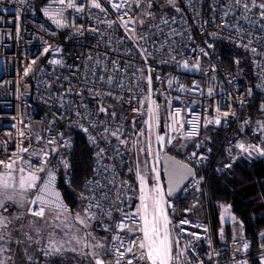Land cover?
<instances>
[{
	"label": "built area",
	"instance_id": "obj_1",
	"mask_svg": "<svg viewBox=\"0 0 264 264\" xmlns=\"http://www.w3.org/2000/svg\"><path fill=\"white\" fill-rule=\"evenodd\" d=\"M99 2L103 11L92 7L91 0H75L76 6L83 8L77 12L67 7V0L64 5L57 0H0V161L13 164L12 169L0 164V174L11 172L14 187L18 189L20 169H35L43 164L45 171L41 172V178L46 179L47 169H55L54 187L60 192L59 174L69 169L64 168L62 159H66L71 165L70 155L74 146L66 130H79L88 139V133L79 128L77 122L88 127L89 133L97 136L99 146L93 144L97 152L99 148L106 150L102 163L114 166L116 173L113 185L110 183L113 178L111 171H96V159L89 175L83 180L79 193V198L81 194L85 197L92 196L93 192L86 190L85 183L91 181L95 185L99 181L100 190L95 196L99 199L107 194L108 201L101 203L105 210L115 209L110 217L101 216L90 223L96 231L106 236L104 254L98 257L105 264H116L117 259L120 264H127L129 259L133 260V264H145L134 258L133 253L125 252L123 257H118L114 249L120 247V243L113 239L119 233L124 238L125 248L131 240L142 239V234L138 231H120L116 227L123 214L135 212L139 205V182L136 177L137 165L140 166L138 147L140 144L143 146L145 158L159 172V183L165 191L166 201L171 199L167 195L161 157L168 149H182L178 146V141L199 142L203 131L209 126L224 129L234 126L240 132H236L235 136L225 142L221 165L223 168H229L226 165L232 166L242 153L236 145L241 142L245 145L251 143L246 131H250V135L264 132L257 131L258 125L264 123V117L251 120L242 112L249 100L246 84L248 75H251L260 95L259 109L264 114V108L261 107L264 105V87H258L264 85V29L261 27L264 25V17H260L258 7H251L249 3L250 11L247 15L251 20L257 21L255 25L249 24L247 20L239 18L241 9L235 8L230 0H176L180 12L167 0H151V7L150 0H142L139 5L137 0H128V4L119 9H114L112 3H119L120 0ZM262 2L264 0H256L257 5ZM230 8L234 10L229 11ZM61 11L62 15H56ZM225 11H229V15L225 16ZM124 13H127L125 19L132 17L136 21L129 27L134 28L138 36H150V39L146 42L139 41V44L130 40L120 24V17ZM147 13H152V16ZM162 17L169 20L168 25L160 23ZM173 17L176 23L171 22ZM55 20H61L64 26H58ZM106 21L115 23L109 27ZM229 24L234 26L227 27ZM155 25H159V28L154 27ZM172 29L177 34L169 35ZM144 47L153 53L147 61L141 55ZM170 47L174 50L170 51ZM45 48L48 52L44 51ZM252 49L256 51L253 52ZM173 56L176 57L175 61L172 60ZM53 60H60L62 63H51ZM113 60L119 62L121 69L115 74V87L100 81L101 76L107 80L112 73ZM185 60L189 63L188 69L178 66ZM197 60L199 68L193 69L191 65ZM126 65L131 67L126 69ZM141 71L145 78L151 75V100L160 106L159 126L154 125L151 134L144 123L149 119L147 80H137L132 75L136 73L139 77ZM157 76L160 80L156 79ZM121 80L125 85L123 90L119 86ZM169 80H173L171 87ZM137 83L139 88L133 87ZM90 88L94 91H110L112 95L104 96L103 99L122 104L134 120H125L118 115L113 118L109 112L107 115L100 113L96 117L97 127L92 128L88 119L83 118L86 110L81 107L83 102L93 116L98 112V106L94 111L95 106L91 104L98 98L89 95ZM129 88L132 90L129 91ZM209 88L213 90L211 95ZM69 102L72 104L71 110ZM104 106L108 108L107 105ZM176 109H180L176 125L179 130L173 131L169 126L173 123L171 117ZM77 112L80 113L79 116ZM224 112H229V115L223 116ZM233 112L234 116L231 114ZM218 115L221 120L219 125L207 123ZM105 120L106 124L98 123ZM188 121L198 126V133L185 138L184 133L193 126ZM35 123L40 124L36 133L33 131ZM181 123L182 129L179 128ZM105 127L112 130L119 127L123 133L121 139L129 141L127 146L133 163V184L123 177L125 145L120 144L115 137H111L109 141L99 139V134L104 132ZM142 129L145 133L143 136L139 135ZM157 134L166 138L174 136L175 139L170 145L165 142V146L161 148L155 139ZM33 137L36 140L37 137L42 139L34 142ZM51 138L55 139L54 144L49 143ZM66 141H70V145L65 146ZM149 143L152 155L147 152ZM53 147L57 149L56 152L51 151ZM42 149L49 152L46 164L42 154L37 155ZM192 153H196V156L193 157ZM183 157L182 161L193 168L195 175L184 185L181 195L204 192L206 176L202 168L210 160L209 154L197 147L185 151ZM146 164L148 168L149 164ZM149 175L148 185L151 187L155 183L152 169L148 171ZM124 182H127L130 190H122ZM34 192L28 197L29 200L33 198ZM80 200L84 209L89 201ZM126 223L132 228H138L142 221L134 217ZM105 225L108 227L105 228ZM181 229L184 231L181 232ZM172 238L174 253L178 250L175 241L179 239V249L183 250V264H237L240 261L251 264V240L234 237L226 242L216 243L208 218L197 221L181 216L176 227L172 226ZM245 243L249 245L247 250L244 249ZM187 245L190 247H185ZM125 248L120 250L125 251ZM261 264H264V258Z\"/></svg>",
	"mask_w": 264,
	"mask_h": 264
},
{
	"label": "snow or ice",
	"instance_id": "obj_2",
	"mask_svg": "<svg viewBox=\"0 0 264 264\" xmlns=\"http://www.w3.org/2000/svg\"><path fill=\"white\" fill-rule=\"evenodd\" d=\"M61 5L65 4V0H57ZM111 2V0H110ZM142 2V0H137L138 5ZM169 4L172 5L176 9L177 12H180V8L176 4V0H167ZM231 4L235 5V8H240L241 9V16L239 18L247 20L249 24L255 25L257 21L251 20L247 13L250 11L249 3H251V7H258L260 9V17H264V2L259 3L257 5L256 0H230ZM128 4V0H120L119 3H112V7L114 9H119L123 8ZM91 6L95 7L97 9H102L101 3L99 0H91ZM67 7L75 9L77 12L82 11V7H77L75 0H67ZM149 7H151V0L149 2ZM234 9H229V11H232ZM229 11H225L224 15L227 16L229 15ZM45 13L48 14V10L45 9ZM56 15H62V11L60 13H57ZM147 15L152 16V13H147ZM127 16V13H124L120 17V24L121 26L125 29V32L128 33V38L137 44H139V41H147L150 39V36H138L135 33L134 28H130V24H135L136 21L132 17H128L125 19L124 17ZM53 19H55V15L53 16ZM56 24L60 27H63L64 25L62 24L61 20H55ZM172 23H176L175 17L171 19ZM181 22L183 23V18L181 19ZM108 23L109 27L112 26L114 21H106ZM140 23H143V21H140ZM161 24L168 25L169 20L166 18H161L160 21ZM234 25L229 24L227 27H233ZM154 27L159 28V25H155ZM262 29H264V25L261 26ZM176 30L172 29L169 32V35H175ZM242 47L247 48L248 45H241ZM163 47V45L161 46ZM211 47V45H209ZM169 50H174L173 48H169ZM45 52H48V49L45 48ZM59 51V49H57ZM130 51V50H129ZM155 51L159 52V49H156ZM204 55H207L206 52H203V49L200 50ZM253 52H255V49H252ZM141 55L147 61L148 57L152 56L153 53L148 50L147 47H144L141 49ZM176 57L173 56L172 60L175 61ZM164 63H168L169 61H162ZM51 63L54 64H60L62 61L60 60H53ZM113 65V70L112 73L109 74L108 79L104 80V77H100V81H102L106 85H111L113 87L116 86L115 83V74L117 72H120L121 69L119 67V62L116 60L111 61ZM184 69L189 68V63L187 60L183 61L182 64L178 65ZM128 67H131V65H126V69ZM191 67L193 69H198L199 68V61H195ZM125 69V70H126ZM149 72H151V69H149ZM27 74V72L25 73ZM133 77L137 80H147L148 84V92L149 95L146 98L148 101V107H147V114L149 116V119L146 120L144 123L147 125V129L149 134L152 133L153 131V126H159V105L156 104L155 101L151 100V95H152V77L149 75L148 77H143L142 71L139 77L136 76V73L132 74ZM157 80H160V77H156ZM173 84V80H169V86L171 87ZM119 86L123 90L125 88V85L123 84V81H119ZM133 87L139 88V83L134 85ZM198 88V85L196 86ZM258 87H264V85H260ZM181 89L183 90V86L181 85ZM129 91L132 89L129 88ZM195 90V89H194ZM71 91V89H69ZM212 89L209 88L208 92L209 95L212 94ZM89 95L94 96L98 98V112L96 113L95 116L87 110V105L83 104L81 102V107L85 108V116L83 117L84 119H88V122L92 128L97 127V121L96 117L100 113H104L105 115L108 114V108L105 107L100 101H102L104 96H111L112 93L109 92H104L102 89L101 90H93V89H88ZM251 94V89L249 90V95ZM69 109H72V104L69 102L68 105ZM143 108V105H141ZM262 108H264V105H261ZM217 112L219 113V109H217ZM77 116L80 115L79 112L76 113ZM233 116L235 113H231ZM111 115L113 118L115 117V112H112ZM180 115V109H176L175 113L172 115L171 119L173 123L169 126L172 128L173 131H178L179 129L177 128V117ZM229 115V112H224L223 116L227 117ZM100 124H106L107 121H98ZM189 124H192V129L190 131H187L184 133L185 138H190L192 136L197 135L198 133V126L196 124H193L192 121H188ZM207 123H215L219 125L221 123L220 116L218 115L214 120H208ZM247 124L248 121H245ZM77 126L81 128L85 133H88V139L89 141L96 145H98V140L97 136H93L89 133L88 127H85L83 124H80L77 122ZM179 128H183V124H179ZM264 130V123H261L257 127V131H262ZM144 130L142 129L139 135L143 136ZM63 135V134H61ZM123 135L121 129L117 127L116 130H112L108 127L104 128V132L99 134V139L104 140V141H109L111 137H115L117 140H119L120 144L127 145L129 141L127 139H121V136ZM37 139H42L41 137H37ZM156 141L160 144L161 148L165 146L166 144L170 145L173 142V139H175L174 136H169L165 137L164 135H159L157 134L155 137ZM50 144L55 143V139L51 138L49 140ZM70 145V141L65 142V146ZM199 147V145H197ZM239 149H241L242 153H246L249 156H252L254 153L264 156V149L259 148L258 146L255 145H245L244 143H238L236 145ZM145 149H141V151H144ZM21 151H27V149H21ZM52 152H56L57 149L53 147L51 149ZM147 152L149 155H152V149H151V144L149 143V146L147 148ZM106 150L105 148H99V151L96 153L97 157V169L96 171L99 172L101 169L104 172H112V180L110 181L111 184H115L116 182V173H115V168L114 166L111 165H104L102 163V158L105 156ZM44 158L45 164L47 163V158L49 156V152L45 150H41V153H38L37 155H41ZM117 155H119V152H117ZM192 156L195 157L196 153H192ZM200 159H203V157H200ZM62 163L65 169L69 168L70 165L66 159H62ZM0 164H4L3 161H0ZM4 167L7 169H12L13 164H4ZM145 167H147V164H145ZM187 168V165L184 166ZM226 167H230V165H226ZM45 167L42 164L40 167H36L35 169H32L28 171L26 175H22L19 179L18 182V187H19V199H16L12 195L7 194V189L13 188L14 184L10 183L12 180V173L8 172L7 174H0V208L4 207V204L6 201H13L14 203L19 204L21 207L25 203L29 205L27 211L28 214L34 216V217H40L44 218L46 214V210L55 213L56 219L60 220L61 216H64V221H61L60 225H57V227H60L63 225L64 227H68L65 223V221L68 219V213L69 209L68 206L64 203L61 193L57 191L54 187V183L56 180L55 176V169H47V175L46 179L41 178L38 173L44 172ZM131 171V169H129ZM20 172L23 173L24 169L21 168ZM152 172L155 174V183L150 187L148 185V177L142 173L141 168L139 165H137L136 168V177L139 182V205L137 206L135 212L127 213L122 215L121 221L116 224V227L120 231H125L127 230L128 232H140L142 234V239L139 241L133 239L129 242L128 246L125 248L124 244V238L117 233L115 236H113V239L116 241H119L120 247L114 249L115 253L117 254L118 257H123L125 255V252L128 253H133L134 258L138 259L139 261H144L145 264H183V261L181 259L183 255V250L179 249V239L175 241V244L177 246V251L174 253L173 252V238H172V225L171 221L168 216V207L170 205L165 199V191L161 184L159 183V172L153 167ZM188 175L194 176L195 173L192 169H188ZM184 178V177H182ZM39 182V183H38ZM85 188L86 190H91L93 192L92 196L85 197L83 194H81L80 199L82 200H88L89 203L88 205L83 209V215H81L80 212H77L74 219L83 227L87 228L90 226L91 221L100 219L101 216H107L110 217L112 214V211L115 209H109L105 210L103 204L101 201H108L109 197L107 194L99 197L95 196V193L100 190V184L99 181L96 182L95 185L92 184L91 181L85 183ZM123 189H129L130 186L127 184V182H124L122 185V190ZM34 192V196L31 200L28 199V194ZM173 192L172 188L168 189L167 195H171ZM130 199V198H129ZM32 205H35L36 207H32ZM6 211V209H5ZM122 211V210H121ZM227 211V210H226ZM99 213V214H98ZM138 218L140 221H142V224L138 228H132L126 221L132 219V218ZM223 218V217H222ZM15 219H20L19 216L9 218L8 216L3 215L0 213V242L6 241V239H11V235L9 232V226L13 223V220ZM232 219H235L233 217ZM181 223H188V221H181ZM32 225L29 224V227ZM242 226V225H241ZM108 226L105 225V228ZM184 230L181 229V232ZM207 231V229H205ZM37 232L39 230L37 229ZM195 235V234H193ZM261 236H264V233H261ZM24 237L26 240L31 241L32 237L28 235L27 232L24 233ZM221 238H223V231L221 230ZM199 239V237H197ZM71 240L75 241L77 245L81 244V238L77 236H73ZM20 241H18L19 243ZM37 243L39 241H36ZM70 242V241H68ZM66 241H59L56 240L53 236H49L46 244V249H45V255H54L57 253H61L64 250L65 243H68ZM84 247H98L99 245L92 246L88 245L85 243L83 245ZM185 247H190V245H187ZM249 245L247 243L244 244V249L247 250ZM264 247V246H262ZM120 248H125V251H121ZM6 249L2 246H0V252L5 251ZM73 251H76L75 248L72 249ZM139 250V251H138ZM112 251V250H110ZM138 251V255H137ZM83 254V253H82ZM94 258H95V264H105L103 260H101L98 257V254L93 251L90 253ZM0 264H6V260L0 259ZM116 264H120V260H116ZM127 264H133V260L129 259L127 261ZM237 264H247L246 261H240L237 262Z\"/></svg>",
	"mask_w": 264,
	"mask_h": 264
},
{
	"label": "trees",
	"instance_id": "obj_3",
	"mask_svg": "<svg viewBox=\"0 0 264 264\" xmlns=\"http://www.w3.org/2000/svg\"><path fill=\"white\" fill-rule=\"evenodd\" d=\"M246 88L248 92L251 89V94L242 111L244 116L248 115L251 120L263 118L264 114L259 109L260 95L251 75H248ZM90 100L92 101V99H88V101ZM100 102L108 106L109 114L115 112L125 120H134L122 104L105 99ZM91 104L95 106L93 110L96 111L98 99ZM39 129L40 126L37 123L33 124L35 133ZM236 132L240 131H237L234 126L227 129L209 126L203 131L199 142L187 141L186 144L182 143V149H168L169 153L184 160L183 153L197 148L199 145V149L209 154L210 160L202 168V172L206 176L204 192L182 194L171 199L167 211L172 226L175 227L181 216H187L197 221H204L208 218L216 243L226 242L233 235L249 238L251 240L249 261L251 264H261L264 258V247H262L264 246V236H261V233H264V156L258 154L248 156L246 153H241L231 167L223 168L221 166L223 146L230 137L235 136ZM246 132L251 141L250 145L264 149V132L254 135H250L248 130ZM67 135L74 144L70 155L71 165L68 170L59 174L58 188L69 212L83 214L79 193L83 180L89 175L97 159V149L79 130L71 129ZM33 141L39 142L40 140L33 137ZM124 160L123 177L133 184V163L127 145L124 147ZM223 204L230 207L242 227L240 231L234 232L230 225L226 224L223 229V238H221L219 214ZM100 234L104 236L106 245V236L103 233ZM103 250H105V246L100 252H104Z\"/></svg>",
	"mask_w": 264,
	"mask_h": 264
},
{
	"label": "rangeland",
	"instance_id": "obj_4",
	"mask_svg": "<svg viewBox=\"0 0 264 264\" xmlns=\"http://www.w3.org/2000/svg\"><path fill=\"white\" fill-rule=\"evenodd\" d=\"M178 143V146L183 147V144H186L187 141L180 140ZM141 149L144 148L140 144L138 147V155L141 170L142 173H144L150 179V175L148 176V171L152 169V163L145 158L144 151H141ZM146 163L149 164L148 168L145 167ZM30 170L32 169H24L23 173L20 172L19 179L22 175H26ZM38 175L41 177V172L38 173ZM10 183L15 184L13 179L10 181ZM6 191L8 195H12L16 199H19V187L18 189H15V187L9 188ZM33 192L29 193L28 197H30ZM167 202L170 205V201ZM4 207H9L10 209H8V212L6 213L0 210V213L3 215L8 216L9 218L17 216L20 217V219L13 220V223L9 226L11 239H6V241L0 242V246L6 249L5 251L0 252V255L6 256L9 254L12 257L10 264H23V262L26 264H95V258L90 253L95 251L98 256H101L100 254H102V252L100 251L104 248V246L106 247L104 236L101 235L100 232L96 231L91 225L87 228L80 225L74 219L76 214L71 212L68 213V219L65 221V223L69 226L64 227L61 225L60 227H57V225H60L61 221H64V216H61L60 220H57L55 213L46 210L44 218L34 217L28 214L27 209L29 205L27 203L21 207L19 204L14 203L13 201H6ZM233 217L235 216L231 212L230 207L226 204L221 205L219 214L220 232L221 230L223 231L226 224H229L231 230L234 232L241 230V223L236 217L235 219H232ZM29 224L32 226L29 227ZM37 229L39 232H37ZM25 232H27L28 235L32 237L31 241L25 239ZM50 235L56 240L70 242L65 243L64 250L61 253L45 255L46 244ZM73 236L81 238V244L77 245L75 241L71 240ZM234 237H236V235L231 236L228 240ZM18 241L20 242L18 243ZM36 241L39 242L37 243ZM85 243L92 246H99L84 247L83 245ZM73 248H75L76 251H73Z\"/></svg>",
	"mask_w": 264,
	"mask_h": 264
},
{
	"label": "water",
	"instance_id": "obj_5",
	"mask_svg": "<svg viewBox=\"0 0 264 264\" xmlns=\"http://www.w3.org/2000/svg\"><path fill=\"white\" fill-rule=\"evenodd\" d=\"M66 132L69 133L70 130L67 129ZM185 165H187V168L184 167ZM161 166L167 192L169 188L173 189L172 194L170 196L168 195V197L170 199H175L181 195L184 185L192 177L188 175V169L193 170V168L169 152H165L162 155Z\"/></svg>",
	"mask_w": 264,
	"mask_h": 264
},
{
	"label": "crops",
	"instance_id": "obj_6",
	"mask_svg": "<svg viewBox=\"0 0 264 264\" xmlns=\"http://www.w3.org/2000/svg\"><path fill=\"white\" fill-rule=\"evenodd\" d=\"M5 209H6V211H5ZM8 209H10V208L9 207H4V209L0 208V210L4 213L8 212L7 211ZM103 254H104V252H102V254H100V255L102 256ZM0 259L6 260V264H10V262L12 261V257L9 254H7L6 256L0 255ZM11 264H13V263H11ZM23 264H26V263L23 262Z\"/></svg>",
	"mask_w": 264,
	"mask_h": 264
},
{
	"label": "flooded vegetation",
	"instance_id": "obj_7",
	"mask_svg": "<svg viewBox=\"0 0 264 264\" xmlns=\"http://www.w3.org/2000/svg\"><path fill=\"white\" fill-rule=\"evenodd\" d=\"M180 148H182V147H180Z\"/></svg>",
	"mask_w": 264,
	"mask_h": 264
}]
</instances>
